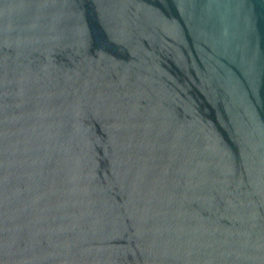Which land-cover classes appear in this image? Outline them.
I'll list each match as a JSON object with an SVG mask.
<instances>
[{
	"label": "water",
	"instance_id": "obj_1",
	"mask_svg": "<svg viewBox=\"0 0 264 264\" xmlns=\"http://www.w3.org/2000/svg\"><path fill=\"white\" fill-rule=\"evenodd\" d=\"M0 264H264V0H0Z\"/></svg>",
	"mask_w": 264,
	"mask_h": 264
}]
</instances>
